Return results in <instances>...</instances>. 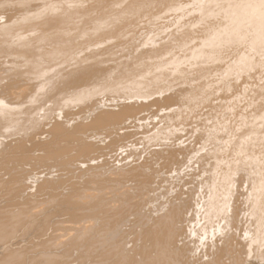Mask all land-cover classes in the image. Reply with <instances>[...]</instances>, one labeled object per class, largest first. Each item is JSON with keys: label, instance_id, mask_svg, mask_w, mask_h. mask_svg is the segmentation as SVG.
I'll return each mask as SVG.
<instances>
[{"label": "bare ground", "instance_id": "bare-ground-1", "mask_svg": "<svg viewBox=\"0 0 264 264\" xmlns=\"http://www.w3.org/2000/svg\"><path fill=\"white\" fill-rule=\"evenodd\" d=\"M263 71L264 0H0V264H264Z\"/></svg>", "mask_w": 264, "mask_h": 264}, {"label": "rangeland", "instance_id": "rangeland-1", "mask_svg": "<svg viewBox=\"0 0 264 264\" xmlns=\"http://www.w3.org/2000/svg\"><path fill=\"white\" fill-rule=\"evenodd\" d=\"M110 63H111V62H110ZM262 74L264 75V71H263ZM257 76H259V77L256 78ZM260 77H261L260 74H259V75L256 74V75H255L254 77H252V78H251V77H249V79L247 78V81H248V82L250 81V82H249L250 84L247 82V83H248V84H247V87H248V85H249V91H250V89L252 88V86H251L252 83H253V87H256L257 83H259V82H260V85H261L262 82H263L262 84H264V79L261 80ZM250 78H251L252 80H250ZM255 78H256V79H255ZM241 79H242V78H241ZM253 79H254V80H253ZM258 79H260V80H258ZM257 81H259V82H257ZM241 82H242V80H241V81L239 80L236 84L238 85V84H240ZM254 83H255V84H254ZM250 87H251V88H250ZM234 89H235V88H234ZM234 89H233V90H234ZM237 89H238V88H237ZM239 89H240V88H239ZM233 90L231 89V90L227 91L228 95H230V92H232ZM250 93H251V92H250ZM251 94H252V95H251ZM251 94H250V96H249L250 98L248 97V100H250V99H251V96L254 95L253 92H252ZM218 95H220V93H218ZM226 95H227V94H226ZM241 98H244V99H245L244 96H241ZM244 104H245V103L243 102L241 106H243ZM153 108L156 109L157 107L154 106ZM249 109H251V108H249ZM249 109H248V111H249ZM205 111H207V110L205 109ZM161 112H162V111H161ZM161 112H159V113H161ZM228 112H229V110H227V113H226V114H229ZM231 115H232V114H229V117L234 118V116H233V115L231 116ZM142 158H143V157H142ZM116 163H117V162H116ZM53 170H55V169H53ZM54 173H56V172L54 171ZM130 183L133 184V182H129V184H130ZM76 263H77V262H73V264H76Z\"/></svg>", "mask_w": 264, "mask_h": 264}]
</instances>
